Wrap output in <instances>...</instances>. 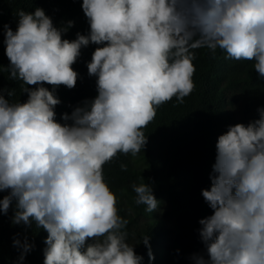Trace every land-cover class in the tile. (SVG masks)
Returning <instances> with one entry per match:
<instances>
[{
    "label": "clouds",
    "instance_id": "obj_1",
    "mask_svg": "<svg viewBox=\"0 0 264 264\" xmlns=\"http://www.w3.org/2000/svg\"><path fill=\"white\" fill-rule=\"evenodd\" d=\"M90 30L63 38L73 26L54 25L44 9L15 12L3 25L9 80L27 100L0 87V214L11 223L44 229L43 264H141L127 243L129 221L103 170L118 153L139 154L143 129L157 109L194 90L195 51L252 61L264 78V0H82ZM100 45L87 63L97 94L55 119V89L75 87L72 65L82 47ZM51 85L52 90L44 85ZM35 86V87H29ZM247 125H229L216 142L210 187L201 195L212 214L199 220L200 252L193 264H264V107ZM127 171L126 165H121ZM136 205L158 209L150 184L131 185ZM149 236L142 242L154 259ZM91 241V242H89ZM14 264L35 247L16 233Z\"/></svg>",
    "mask_w": 264,
    "mask_h": 264
},
{
    "label": "trees",
    "instance_id": "obj_2",
    "mask_svg": "<svg viewBox=\"0 0 264 264\" xmlns=\"http://www.w3.org/2000/svg\"><path fill=\"white\" fill-rule=\"evenodd\" d=\"M81 5L82 0H0V87L14 90L11 101L24 102L27 94L21 93L22 82L8 79L3 25L15 30L18 9L32 12L39 7L57 27L73 21V26L63 33V38L73 40L77 32L88 34L90 30ZM98 46L82 47L72 65L78 73L75 87L61 85L55 89L61 101L55 107L57 121L63 123V113L70 114L84 99L97 94L96 77L89 76L87 63ZM225 55L219 49L215 55L206 48L196 50L193 92L183 104H177L174 97L157 109L155 119L143 129L147 143L139 154L118 153L104 165V180L116 195L119 215L129 221L127 243L143 257L141 264H193L190 255L203 249L199 220L212 214L201 190L210 187L217 139L229 125H247L258 118L257 109L264 107V78L259 77L253 62L229 60ZM44 86L52 90L51 85ZM121 165H126L127 171ZM143 179L152 186L159 201L158 209L151 213L134 202L131 185ZM6 194L0 192V198ZM12 214V208L7 215L0 214V264H14L17 260L19 253L12 244L16 233L21 239L28 235L35 245L23 264H43L48 233L38 229L35 222L27 230L13 225ZM145 235L150 238L154 259L149 258V249L140 242Z\"/></svg>",
    "mask_w": 264,
    "mask_h": 264
}]
</instances>
